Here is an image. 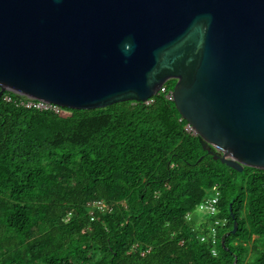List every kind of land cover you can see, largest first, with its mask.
<instances>
[{
	"label": "trees",
	"instance_id": "16d2710c",
	"mask_svg": "<svg viewBox=\"0 0 264 264\" xmlns=\"http://www.w3.org/2000/svg\"><path fill=\"white\" fill-rule=\"evenodd\" d=\"M26 100L0 98V264H264V170L244 166L232 234L241 175L165 94L58 113ZM213 185L227 219L216 256L197 238L207 223L186 219Z\"/></svg>",
	"mask_w": 264,
	"mask_h": 264
},
{
	"label": "water",
	"instance_id": "95a60500",
	"mask_svg": "<svg viewBox=\"0 0 264 264\" xmlns=\"http://www.w3.org/2000/svg\"><path fill=\"white\" fill-rule=\"evenodd\" d=\"M170 80L205 153L241 175L234 234L244 166L264 170V0H0V98L92 110Z\"/></svg>",
	"mask_w": 264,
	"mask_h": 264
},
{
	"label": "built area",
	"instance_id": "2783aa9c",
	"mask_svg": "<svg viewBox=\"0 0 264 264\" xmlns=\"http://www.w3.org/2000/svg\"><path fill=\"white\" fill-rule=\"evenodd\" d=\"M158 93L165 94V97L167 100H171L172 98V91H167V88L165 85L160 87ZM11 99L8 96H5V101L9 102ZM147 101L146 103H149ZM21 104H23L27 108H36V109H51L55 112L60 111V107L57 105L49 104L40 100L35 99H28L24 102L22 101ZM187 131H190L189 126L186 127ZM221 193L220 189L217 185H213L210 189H208L202 198L201 202L198 204L197 209L204 211L205 216L203 217V222L207 223L205 228L201 231L199 234H197V238L202 243H207L209 245L210 252L213 256L217 255V242L219 235L224 231L225 227L227 226V219L225 217L221 216V211L219 207V201H220ZM92 207L97 208L100 211L105 210V202L104 200H96L91 203ZM192 214H188L186 219L187 222H190V217ZM71 217V213H68L65 216V221H68ZM206 230V232H204Z\"/></svg>",
	"mask_w": 264,
	"mask_h": 264
},
{
	"label": "rangeland",
	"instance_id": "374dc122",
	"mask_svg": "<svg viewBox=\"0 0 264 264\" xmlns=\"http://www.w3.org/2000/svg\"><path fill=\"white\" fill-rule=\"evenodd\" d=\"M169 89L172 90L175 83L172 85L171 81L168 83ZM205 216L204 211L195 209L190 217V220L193 221L196 224H199L203 221V217Z\"/></svg>",
	"mask_w": 264,
	"mask_h": 264
}]
</instances>
